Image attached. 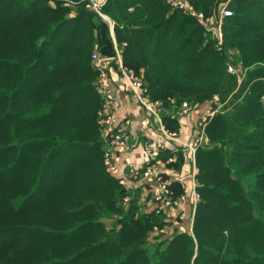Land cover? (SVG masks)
Instances as JSON below:
<instances>
[{
	"label": "trees",
	"instance_id": "16d2710c",
	"mask_svg": "<svg viewBox=\"0 0 264 264\" xmlns=\"http://www.w3.org/2000/svg\"><path fill=\"white\" fill-rule=\"evenodd\" d=\"M182 1L193 11L167 0L101 10L166 129L179 130L183 103L223 104L195 153L190 232L170 208L124 203L130 189L106 169L90 0H0V264H264V0H230L221 51L205 22L217 0ZM178 154L160 158L180 167ZM183 194L173 180L164 203Z\"/></svg>",
	"mask_w": 264,
	"mask_h": 264
},
{
	"label": "crops",
	"instance_id": "0c3cea01",
	"mask_svg": "<svg viewBox=\"0 0 264 264\" xmlns=\"http://www.w3.org/2000/svg\"><path fill=\"white\" fill-rule=\"evenodd\" d=\"M124 75L119 60L112 59L104 96L109 109L119 118L126 120L124 127L129 134V141L126 146L114 147L111 150L112 174L124 178L126 186L136 191L142 202L150 198L153 208L155 206L153 197L159 192L155 174L168 182L173 180L181 182L184 190H188L186 196L190 199L193 184L196 181L193 174L197 169L195 153H193L191 145L198 133L197 124L207 107V103L196 107L183 106V111H180L179 114L181 126L177 132V138L164 140L165 150L176 153L174 156L181 152L184 159L181 166L169 167L168 162L162 161V164L155 166V174H150L147 172L143 157L141 160L139 159V150L140 148L143 150L145 144L152 139V135H156L160 130L159 117L154 110L142 104L139 97L141 90L132 86L130 80ZM160 118L162 119L161 112ZM132 166L139 168V174L136 177L130 175Z\"/></svg>",
	"mask_w": 264,
	"mask_h": 264
},
{
	"label": "built area",
	"instance_id": "2783aa9c",
	"mask_svg": "<svg viewBox=\"0 0 264 264\" xmlns=\"http://www.w3.org/2000/svg\"><path fill=\"white\" fill-rule=\"evenodd\" d=\"M104 1L103 0H92L93 2L92 7L95 10V12H97V14L99 15L98 19H101L107 23L108 34L112 38L116 55L114 56V58H109L103 55L100 52L99 48L94 51V53L92 54V61H93V65L95 69L98 71V80L96 84L98 86V90L100 91V93L104 95V93L107 90L106 82L109 78L110 61L112 59L119 60L121 67L125 73L124 76H126L130 80L132 86L141 90L139 97H140V101L142 102V104L147 106V108L154 110V112L159 117L158 125L160 127V130H158L156 135H152V139L149 140V142L145 144L144 149H143V162L146 166L147 172H149L150 174H155V166L157 164H162V159L160 158L161 151L166 149L164 140L165 139H176L178 131H169L168 129L165 128L162 122V119L160 118L161 111L158 107V104L157 102L152 101L148 97V95H146V88H145L143 80L140 77H138L133 70L128 69L127 67L122 65L123 63L121 59V52L119 50L118 43L114 36L115 22L111 20L107 15H105L101 10ZM167 1L172 6L193 11V7L185 3L182 0H167ZM229 2L230 0H228V2L223 5V8L221 10L222 14L219 15L218 18H216L215 16L212 19L205 18L203 16V13L201 12L195 13V14L200 18H205V22L207 24H209L210 22L211 24H213L214 22L216 23V26L217 25L220 26L219 23H222L223 16L231 14L230 10L227 8V5ZM229 68L231 71L235 70L232 66H230ZM210 103L211 102L207 103V107L205 108L197 124L198 133L194 138L193 144L191 145L193 153H196V150L199 146L208 142V137L206 136V133H205V127L207 123L209 122L210 118L215 113V111L223 105L219 103L217 104L216 108H214L213 105H210ZM183 106L186 107L187 103H183ZM99 113L104 117V125L106 128V131H108L107 135L110 136V141L107 146V152L105 154V163L108 166V170L113 171L111 150H113L114 147L126 146L129 141V134L127 133L124 127V123L126 120L116 116L115 113L109 109L107 102L104 103V107L101 111H99ZM173 157L174 156L167 159V162L174 160ZM197 173H198V169L194 171V174H193L194 177L196 176ZM138 174H139V168L132 166V168L130 169V175L136 177L138 176ZM155 176L157 178L159 192L156 193L155 196L153 197V201L155 202L154 208H170V210L172 211L171 214L173 218L174 219L178 218L179 220L181 221L183 220L184 222L186 220L187 213L189 211L188 215H191L190 220H191V226H192L193 212L195 209L196 202L199 199V195L197 192V186H199V184H197V181H195L193 184L192 197L190 199L186 196V193L188 191L186 189L184 190V194L182 196H180L179 198L175 200H172L170 206H166V204L164 203V200L166 199V188L169 182L167 180L162 179L161 176H159L158 174H155ZM120 180L122 184L126 185V180L124 178H120ZM195 180H196V177H195ZM157 202H159L160 205L157 206ZM185 226L187 229L190 228V226L187 224H185Z\"/></svg>",
	"mask_w": 264,
	"mask_h": 264
},
{
	"label": "rangeland",
	"instance_id": "374dc122",
	"mask_svg": "<svg viewBox=\"0 0 264 264\" xmlns=\"http://www.w3.org/2000/svg\"><path fill=\"white\" fill-rule=\"evenodd\" d=\"M90 2L92 3V6H93V2H92V0H90ZM222 8H223V5H221L220 6V8H219V15H221L222 14V12H221V10H222ZM94 10V9H93ZM106 15V14H105ZM108 16V15H107ZM109 17V16H108ZM110 18V17H109ZM111 19V18H110ZM112 20V19H111ZM220 24V26H217L218 28H217V35H218V44H217V48L221 51L222 50V30H221V24L222 23H219ZM214 25L216 26V23H214ZM144 82V81H143ZM144 85H145V83H144ZM98 92H100L99 90H98ZM102 94V93H101ZM103 95V94H102ZM103 97H104V99H105V103H106V98H105V96L103 95ZM218 97V96H217ZM216 96H215V98H217ZM215 100H218V99H215ZM210 105H213V103H210ZM142 152H143V150H142V148H140V150H139V154H140V156H139V159L141 160L142 159V157H143V155H142ZM106 154V153H105ZM104 164H105V166H106V169H107V171H109L111 174H112V171H110V170H108V166H107V164L105 163V156H104ZM114 175V174H113ZM115 176V175H114ZM117 177V176H116ZM119 178V177H118ZM121 181V180H120ZM122 184V183H121ZM124 185V184H123ZM134 193H137L136 191H133V190H130V193L129 194H127L125 197H124V203H129V201L130 202H133V200H136L137 202H138V204L140 205V211H148V212H150V211H152V210H154L155 208H153V204H152V202H151V200H150V198L149 199H147V201H145V202H142L141 201V199H140V196H139V194H138V196H136ZM157 209V212H158V210H159V208H156ZM189 214V211H188V213H187V217H186V220H185V223L187 224V225H189L190 226V228H188L187 230H189V232H190V230H192L193 229V224H192V226H191V215H188ZM111 221H108V223H110ZM168 224H166L165 225V227H167L168 229L167 230H170V232H168V233H165L166 234V236L165 237H167L168 235H172V234H170L171 233V231L173 230V228H170L169 226H167ZM156 230V229H155Z\"/></svg>",
	"mask_w": 264,
	"mask_h": 264
},
{
	"label": "water",
	"instance_id": "95a60500",
	"mask_svg": "<svg viewBox=\"0 0 264 264\" xmlns=\"http://www.w3.org/2000/svg\"><path fill=\"white\" fill-rule=\"evenodd\" d=\"M227 2H228V0H217V2L215 3V6H214V14H215L216 18L219 17L220 6L226 4ZM97 25L99 28V37L103 43L101 48H100V52L109 58H114V56L116 55V52L114 49L112 38L108 34L107 23L101 19H98ZM133 201H136V200H133Z\"/></svg>",
	"mask_w": 264,
	"mask_h": 264
}]
</instances>
